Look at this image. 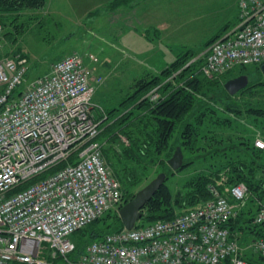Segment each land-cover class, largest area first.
Segmentation results:
<instances>
[{"label":"built area","instance_id":"obj_1","mask_svg":"<svg viewBox=\"0 0 264 264\" xmlns=\"http://www.w3.org/2000/svg\"><path fill=\"white\" fill-rule=\"evenodd\" d=\"M238 7L237 27L213 41L204 56L208 78L264 64V0H239ZM29 72L23 54L0 58V264H51L59 256L69 261L71 236L126 203L93 112L101 79L78 54L55 61L44 76L29 80ZM149 98L159 100L158 88ZM255 145L264 148V139ZM222 183L209 186L211 198L203 206L109 233L71 263L250 264L229 226L235 208L245 204L247 187L222 190ZM253 223L264 224V207ZM249 248L264 257V237Z\"/></svg>","mask_w":264,"mask_h":264},{"label":"rangeland","instance_id":"obj_2","mask_svg":"<svg viewBox=\"0 0 264 264\" xmlns=\"http://www.w3.org/2000/svg\"><path fill=\"white\" fill-rule=\"evenodd\" d=\"M52 1L56 3L57 11L27 9L26 13L31 15L27 25L14 28L16 36L12 35L10 39H6L8 41L4 38L9 37L5 34L6 30L1 32L0 58L11 49L22 47L29 56L28 77L32 80L49 73L54 61L78 54L92 77L97 78L96 81L101 79L93 99V107L102 108L98 112L101 116L107 110L118 107L134 91L136 85L162 73L177 57L190 53L191 50L197 57L205 56L213 40L234 30L238 25L234 16V0ZM223 23L230 26L215 36ZM139 34L145 35L150 43L146 44L141 40ZM240 75L248 76L249 87L232 98L224 85ZM209 79L219 81L214 87L208 86L203 94L197 95L203 101L205 110L216 117L229 116L233 121L239 120L240 129L243 128L246 132L245 137L256 130L260 131L257 117L250 116L248 109L251 111L260 108L264 111V76L261 71L254 66H238ZM149 93L145 98L149 97ZM226 104H239L243 109L242 114L237 117L224 113ZM120 138L121 142L128 144L125 135H120ZM201 153L202 151H197L195 155ZM109 154L106 159L110 158L111 162L107 161V164L113 175L123 183L125 199L128 201L161 173L159 163L144 171L132 160L114 156L113 150ZM163 156L156 157V160L160 161ZM200 164L196 163L197 167ZM194 168L173 174L166 181L174 197L180 194L187 180L196 175L190 173ZM175 199L179 202L177 196ZM246 208L249 210L250 205H246ZM235 209L236 213L241 211ZM108 214L104 215V226L110 224L115 219L114 216L119 215V211L112 210ZM247 232H241L240 239H244L241 247L248 257L251 251L249 245L255 237L250 230ZM88 239L90 238L86 237L85 240ZM64 262L60 261L58 264H72L70 260Z\"/></svg>","mask_w":264,"mask_h":264},{"label":"trees","instance_id":"obj_3","mask_svg":"<svg viewBox=\"0 0 264 264\" xmlns=\"http://www.w3.org/2000/svg\"><path fill=\"white\" fill-rule=\"evenodd\" d=\"M45 4L46 0H0L2 31L6 30L8 38L16 36L13 29L27 25L30 19L27 9L43 8ZM34 20L32 14V23ZM14 54H23L29 58L22 47L11 49L4 56ZM197 56L191 50L190 53L177 57L162 73L136 85L134 91L118 107L107 110L103 116L95 115L101 123L99 140L104 143L105 158L113 150L114 156L132 160L144 171L159 163L162 167L159 172H167L168 179L173 174L195 167L190 173L196 175L187 180L180 194L175 195L179 202L176 203L173 191L166 182L143 209L140 225L170 219L183 211L203 206L211 198L210 185H217L221 181L223 185L219 186L224 190L226 186L244 183L248 190L245 204L236 207L241 211L231 219L229 226L238 239L241 238V232L246 234L249 230L254 233L255 238L264 237V224L253 223L254 215L264 207V148L255 145L258 137L264 139V111L260 108L251 111L248 109L250 116L257 117V125L261 128L248 137H245L243 128L240 129L239 120L233 121L229 116L220 118L210 115L197 95L203 94L208 86L214 87L219 80L209 79L203 74L205 58ZM254 67L262 73L261 65ZM248 85L237 94L231 95L232 98L245 92ZM154 88H158L160 95L156 102L149 97L145 98ZM242 110L239 104H226L223 112L239 117ZM120 135L127 137L128 144L121 142ZM177 147H181L183 151L185 166L174 172L168 165V160ZM197 151L202 153L196 156ZM161 155L164 156L157 161L156 157ZM106 161L109 163L111 159ZM196 163L201 164L197 167ZM121 185L123 191L122 182ZM123 196L127 202L124 191ZM246 205H250L249 210ZM104 217L98 218L71 236L75 249L68 255V260L75 262L92 241L125 228L118 214L105 226ZM86 237L90 239L85 240ZM240 243H244V239H240ZM246 259L250 264H264V257L257 256L253 251ZM60 261L66 260L59 256L52 260V264Z\"/></svg>","mask_w":264,"mask_h":264},{"label":"water","instance_id":"obj_4","mask_svg":"<svg viewBox=\"0 0 264 264\" xmlns=\"http://www.w3.org/2000/svg\"><path fill=\"white\" fill-rule=\"evenodd\" d=\"M264 75V64L261 66ZM249 84L247 75H240L228 80L224 87L230 95H235ZM170 168L176 172L185 166V157L181 147H177L173 156L168 160ZM168 179L167 172L159 173L144 188L139 190L137 194L120 209L119 215L126 229L134 228L143 218V209L147 203L155 196L159 189L166 183ZM176 203L178 200L176 199Z\"/></svg>","mask_w":264,"mask_h":264},{"label":"crops","instance_id":"obj_5","mask_svg":"<svg viewBox=\"0 0 264 264\" xmlns=\"http://www.w3.org/2000/svg\"><path fill=\"white\" fill-rule=\"evenodd\" d=\"M221 1H223V0H221ZM238 3H239V0H234V16H235V18L238 20V9H239V7H238ZM46 8V9H45ZM42 8H40V9H37V10H41ZM44 10H54V11H57L58 10V8L56 7V3H53V1L52 0H46V4H45V6L43 7V9H42V11H44ZM34 11H36L35 9H34ZM46 24V22L44 23V25ZM228 26H230L229 24H226V25H224V23L223 24H221V26L219 27V30L215 33V36H217L218 34H221L222 32H224V30H226V28L228 27ZM231 32V31H230ZM229 33V32H228ZM227 34V33H226ZM222 36L223 35H225V33L224 34H221ZM220 35V36H221ZM139 37H140V39L141 40H143L146 44L147 43H150L149 41H148V39L145 37V35H138ZM5 38V40L6 39H10V38H8L7 36H5L4 37ZM6 41H8V40H6ZM10 44H11V42H10ZM9 48V47H8ZM11 48V47H10ZM55 62V61H54ZM51 67H52V65H51ZM51 71V68H50V70H49V72ZM46 74H49V73H45L44 75H46ZM44 75H42V76H44ZM38 77H41V76H37V77H35V78H38ZM34 78V79H35ZM96 87H98V85L96 86ZM97 91H98V88H96V93H97ZM96 93H95V95H96ZM95 95H94V98H95ZM93 98V99H94ZM94 101V100H93ZM95 105H97V104H95ZM97 107V106H96ZM99 110H102V108H101V106H98L97 108H93V112H94V114L96 115H99L98 114V112H99ZM230 200H231V202L233 203V204H235V202H234V200H232L231 198H230ZM250 254H252V251H250Z\"/></svg>","mask_w":264,"mask_h":264}]
</instances>
